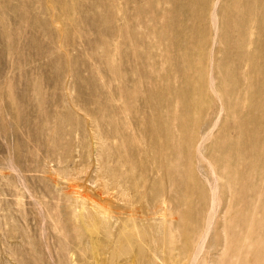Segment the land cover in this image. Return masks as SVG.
Returning <instances> with one entry per match:
<instances>
[{"label":"rangeland","instance_id":"374dc122","mask_svg":"<svg viewBox=\"0 0 264 264\" xmlns=\"http://www.w3.org/2000/svg\"><path fill=\"white\" fill-rule=\"evenodd\" d=\"M0 264H264V0H0Z\"/></svg>","mask_w":264,"mask_h":264},{"label":"bare ground","instance_id":"6f19581e","mask_svg":"<svg viewBox=\"0 0 264 264\" xmlns=\"http://www.w3.org/2000/svg\"><path fill=\"white\" fill-rule=\"evenodd\" d=\"M215 5H216V4H215ZM212 15H213V14H212ZM251 197H252V196H251ZM208 218H209V217H208ZM244 221L247 222L248 220H247V219H244ZM210 228H211V227H210ZM208 229H209V227H208ZM198 240H199V239H198ZM198 244H199V243H198ZM122 247H123V248H122L123 250H125V251L127 250V247H125V246H122ZM201 248L203 249V247H201ZM198 249H199V248H198ZM127 251H128V250H127ZM196 251H197V250H196ZM198 252H199V251H198ZM195 253H196V252H195ZM199 254H200V253H199ZM196 255H197V254H195V256H196ZM198 256H199V255H198ZM193 259H195V258H193ZM196 259H197V258H196ZM196 259H195V260H196Z\"/></svg>","mask_w":264,"mask_h":264}]
</instances>
